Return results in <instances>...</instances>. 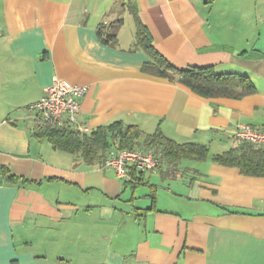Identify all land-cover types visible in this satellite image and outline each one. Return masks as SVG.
Returning <instances> with one entry per match:
<instances>
[{
	"label": "crops",
	"instance_id": "0c3cea01",
	"mask_svg": "<svg viewBox=\"0 0 264 264\" xmlns=\"http://www.w3.org/2000/svg\"><path fill=\"white\" fill-rule=\"evenodd\" d=\"M136 3L174 67L213 66L252 91L205 97L144 72L129 0H0V264H264V176L213 160L238 146L239 123L264 128V0ZM55 76L87 86L71 128L120 121L209 156L130 166L126 181L54 148L29 106Z\"/></svg>",
	"mask_w": 264,
	"mask_h": 264
},
{
	"label": "trees",
	"instance_id": "16d2710c",
	"mask_svg": "<svg viewBox=\"0 0 264 264\" xmlns=\"http://www.w3.org/2000/svg\"><path fill=\"white\" fill-rule=\"evenodd\" d=\"M129 4L136 20L135 46L142 48L148 55V60L142 65L144 72L177 81L205 97H239L252 91V83L247 77L233 73L218 74L213 66H192L185 69L174 67L155 48L149 30L138 17L136 0H129ZM122 22L121 19L117 20L115 27L107 32L104 31L106 27L102 24L98 29L99 38L105 43L114 44L117 40L118 27ZM37 126L38 137L46 138L56 149L79 154L88 164L98 161L104 163L107 152L112 148L152 149L160 157V166L163 161L178 164L184 158L204 160L209 156V149L205 145L177 143L159 131L144 136L138 126L126 125L120 121L99 126L89 133L68 126L52 127L41 124ZM238 143V146L213 156V160L224 165H237L248 175L264 176V146L257 147L242 141ZM4 174L10 182L22 179L7 169L4 170Z\"/></svg>",
	"mask_w": 264,
	"mask_h": 264
},
{
	"label": "built area",
	"instance_id": "2783aa9c",
	"mask_svg": "<svg viewBox=\"0 0 264 264\" xmlns=\"http://www.w3.org/2000/svg\"><path fill=\"white\" fill-rule=\"evenodd\" d=\"M87 92V86L70 84L54 77L52 84L44 88L40 100L30 104L29 108L36 112L35 118L41 125L52 127L78 126V114L82 107V98ZM235 136L238 140L254 146H264V128H253L249 124L239 123ZM160 157L153 150L140 148L117 149L107 152L104 165L112 168L116 175L126 181L133 180L130 166L144 170L155 171L160 166Z\"/></svg>",
	"mask_w": 264,
	"mask_h": 264
}]
</instances>
